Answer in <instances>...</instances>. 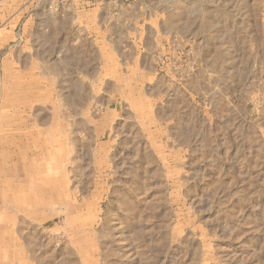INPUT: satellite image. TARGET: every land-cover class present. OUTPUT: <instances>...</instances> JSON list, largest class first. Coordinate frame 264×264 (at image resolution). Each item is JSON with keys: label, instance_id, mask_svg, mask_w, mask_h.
I'll use <instances>...</instances> for the list:
<instances>
[{"label": "rangeland", "instance_id": "obj_1", "mask_svg": "<svg viewBox=\"0 0 264 264\" xmlns=\"http://www.w3.org/2000/svg\"><path fill=\"white\" fill-rule=\"evenodd\" d=\"M22 49L56 76L21 264H264V0H0V74Z\"/></svg>", "mask_w": 264, "mask_h": 264}, {"label": "crops", "instance_id": "obj_2", "mask_svg": "<svg viewBox=\"0 0 264 264\" xmlns=\"http://www.w3.org/2000/svg\"><path fill=\"white\" fill-rule=\"evenodd\" d=\"M84 48L81 40L79 48L75 47L77 51H74L75 62L77 63L79 59V64L66 74H79L81 87L88 88L85 79L89 75L103 74V48L95 46V51H99L100 55L97 61L100 66L96 65L95 68L87 67L86 61H83L87 55L86 46ZM19 53L17 58L19 66H16V70H13V62H10L11 67L9 68L6 63L7 69L0 74V185L2 187L0 192L3 196L0 206L5 207L24 205V197L21 198V195L24 191L35 190L34 184L40 181V170L37 165L40 153L51 154L52 152L51 146L46 145L52 141L51 134H47L49 129H46L45 137L38 134L34 130L36 123L26 119L24 112L39 108L38 103L43 98V87H45L42 81L45 78L48 80L55 78V67L51 68L47 74H40L37 57L29 50L22 49ZM51 83L55 85V82ZM48 84L49 88L44 91V94L49 100L52 96L54 104L55 93L50 92V83ZM83 93L88 94L86 91ZM52 107L54 109V106ZM27 159L30 160L26 162ZM5 216L9 217L6 212L0 216V224L10 221L11 218L8 219ZM10 250L12 257L9 259ZM21 251L17 234L7 229H0V264H21Z\"/></svg>", "mask_w": 264, "mask_h": 264}]
</instances>
